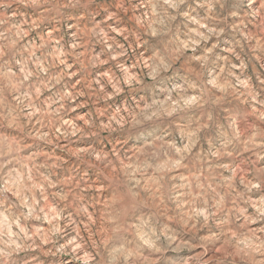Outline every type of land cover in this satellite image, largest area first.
Segmentation results:
<instances>
[{"label":"clouds","instance_id":"clouds-1","mask_svg":"<svg viewBox=\"0 0 264 264\" xmlns=\"http://www.w3.org/2000/svg\"><path fill=\"white\" fill-rule=\"evenodd\" d=\"M0 264H264V0H0Z\"/></svg>","mask_w":264,"mask_h":264}]
</instances>
